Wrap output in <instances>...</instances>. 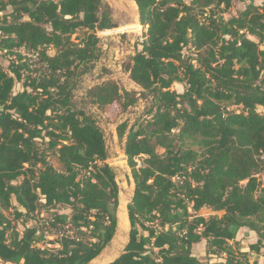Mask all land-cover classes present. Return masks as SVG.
Here are the masks:
<instances>
[{
	"label": "trees",
	"instance_id": "16d2710c",
	"mask_svg": "<svg viewBox=\"0 0 264 264\" xmlns=\"http://www.w3.org/2000/svg\"><path fill=\"white\" fill-rule=\"evenodd\" d=\"M133 1L144 39L124 71L145 100L141 116L119 123L138 98L114 81L85 94L117 123L135 185L129 243L109 264H219L211 260L222 254L224 264H258L230 243L238 248L248 229L250 252L264 249V5L225 19L232 0ZM108 10L101 0H0V55L15 56L0 64V256L16 264H87L114 235L118 187L105 141L71 99ZM21 46L40 49L35 66L14 52ZM41 208L69 209L47 219L69 234L46 241ZM202 208L223 214L206 219ZM10 209L34 227L20 231ZM201 243L204 254L193 253Z\"/></svg>",
	"mask_w": 264,
	"mask_h": 264
},
{
	"label": "rangeland",
	"instance_id": "374dc122",
	"mask_svg": "<svg viewBox=\"0 0 264 264\" xmlns=\"http://www.w3.org/2000/svg\"><path fill=\"white\" fill-rule=\"evenodd\" d=\"M128 1L129 0H103V3H105V5L109 7V10L107 12L108 18L110 19L109 24H117L118 26L122 27H118L111 31L105 32V34L112 35H110L107 41H104L105 48L100 47V51L98 53V60L92 64L93 67L79 79L76 88L72 93L71 99L72 105L77 109L86 111L88 107L96 108L95 106L89 104L85 99L86 91L95 85L101 84L102 82L114 81L118 83L121 89L136 92L138 102L135 106L129 108L127 112L119 118V123L127 120L129 124H132L135 119L141 116L145 107V100L139 97V90H137L138 88L136 87V85L130 80L129 74L124 71V66L126 65V63H128L129 58L134 54V52L141 48L140 34H143L145 30L140 27L141 25L138 27L133 23L132 11H130L128 8ZM250 1H253V3L257 6L264 5V0H232L230 9L227 11L226 14L223 15L224 18L228 19L231 16H235L237 12L239 10L244 9V7ZM97 35L100 39H102L98 31ZM82 37V31L77 32V34L74 35V38H77L78 40H80ZM250 38L252 40H255V38L253 37ZM78 40H76L75 43H79ZM188 52L189 50H185L184 54L187 55ZM7 58L10 61H13L15 59V56H9ZM7 58L0 55V64H2L3 66L8 65ZM19 85V83L15 85L13 90L14 92H16L18 89H21ZM172 89L176 90L177 92L182 91L181 86L177 85H173ZM92 115L95 119L96 124L102 129L104 135L108 137L109 131L114 130V127L106 125L102 117L100 118L94 113ZM119 152H122V143L120 142ZM118 159L119 161L116 163L122 166L124 163V159L122 157H119ZM51 163L54 167H57L55 161L52 160ZM117 175L120 180V186L122 187L123 197L129 203L133 194V186L131 184V181L129 180V176H131V173L130 169L127 167V164L123 169L117 168ZM257 177L263 184L264 174H259ZM122 178H124L123 181ZM124 183L126 184L125 187ZM40 210V213L36 216V219H40L39 224H41V220L45 221V219H49L50 217H52L53 215L51 214L53 212H57L59 214L64 215H69L70 213V210L66 208H58L56 210L41 208ZM13 211L14 209H10L5 212L6 216L10 220H13L14 218ZM222 214L223 212H213L207 208H202L196 213L197 216H201L206 219L211 216L220 217ZM12 222L16 225V227H18L20 231H23V229L25 228L34 227L33 221H28L24 226L22 225V220H18L17 222L13 220ZM124 237L125 234L121 232L120 238L124 239ZM237 240L239 241L238 248L233 247V244L230 243L234 254L237 255L239 251L246 252L248 253L247 259L249 263L257 262L258 264H264V249H262L259 254L252 253L249 250V246L251 244H254L257 240V236L254 232H251L248 229H240L238 232ZM118 243L119 245L116 248L117 250H113L112 246L109 248L106 247L100 254V256H98L96 261H103L104 263H108L111 260L115 259L117 257V251L122 245V240L118 241ZM204 250V243L192 247L193 253L198 255H203ZM225 260L226 255L222 254L221 256H213L211 262L224 264Z\"/></svg>",
	"mask_w": 264,
	"mask_h": 264
},
{
	"label": "water",
	"instance_id": "95a60500",
	"mask_svg": "<svg viewBox=\"0 0 264 264\" xmlns=\"http://www.w3.org/2000/svg\"><path fill=\"white\" fill-rule=\"evenodd\" d=\"M101 1L103 3V0H101ZM128 8L130 11H132L133 23L137 26H140L139 14H138L136 5H135L133 0L128 1ZM95 23H96V25H99L100 13H99L98 17L96 18ZM118 27H122V26H118L117 24H107L103 27H97V31L99 32V35L101 36L102 39H100L98 45L96 46L95 56H94L93 61L91 62L90 65H92L94 62H96L98 60V53L100 51V47L105 48V42L104 41H107V39L110 37V35H112V34H105V32L111 31V30L116 29ZM137 90L140 91L139 88ZM84 112L89 117L90 120L94 119L93 115H92L94 113L95 115H98L100 118L102 117V119L104 120V123L106 125H109L106 122L104 116L100 113V111L97 108L88 107L87 110ZM96 126L100 129L102 136H103V139L105 141V148H106L107 160H108L107 164L110 166L111 170L114 173L115 182H116L117 187H118V205H117L116 214H115L116 227H115L114 235H113L110 243L107 245V247L109 248L112 246L113 250H117L116 248L119 245L118 241L122 240V245L120 246V249L117 251V257H119L121 254L124 253V250H125L127 244L129 243L130 230H131V224H130L129 213H128V204L130 202L128 203L125 200V198L123 197L122 187L120 186V180H119V177L117 175V168L123 169L127 164V163L125 164V162H126V155H125V150H124L125 140L122 142V152H119V141H118L116 133H115L117 123L110 125V126L114 127V130L109 131L108 137H106L104 135L102 129L97 124H96ZM119 157H122L124 159V163L122 166H120L116 163V161L118 160ZM123 179L124 178H122V181H123ZM129 180L131 181V184L133 186V192H134L135 185H134V180L132 178V175L129 176ZM125 185L126 184L124 183V187H125ZM132 196H133V194H132ZM121 232H123L125 234L124 239L120 238ZM97 258H95L94 260L90 261L87 264H109L110 262H112L114 260L113 259L108 263H104L103 261H96ZM0 264H16V263L0 256Z\"/></svg>",
	"mask_w": 264,
	"mask_h": 264
},
{
	"label": "built area",
	"instance_id": "2783aa9c",
	"mask_svg": "<svg viewBox=\"0 0 264 264\" xmlns=\"http://www.w3.org/2000/svg\"><path fill=\"white\" fill-rule=\"evenodd\" d=\"M143 34H140V43L143 41ZM14 52L20 55L23 59L28 60V62L35 66L38 61L40 55V49H28L25 46H21L18 49L14 50ZM55 50L52 47H48L46 49V54L53 55ZM43 202V200H41ZM41 227L43 228V233L46 241H54L58 238L64 236V234H69V232H64V229H55L50 226L49 221L45 219V221L41 220ZM52 245V246H51ZM58 248V244H48L47 247ZM48 247V248H49Z\"/></svg>",
	"mask_w": 264,
	"mask_h": 264
},
{
	"label": "crops",
	"instance_id": "0c3cea01",
	"mask_svg": "<svg viewBox=\"0 0 264 264\" xmlns=\"http://www.w3.org/2000/svg\"><path fill=\"white\" fill-rule=\"evenodd\" d=\"M140 27H141V26H140ZM141 28H142V27H141ZM142 29H143V28H142ZM19 86H20V85H19ZM177 86H178V85H177ZM20 88H21V86H20ZM20 90H21V89H18L17 91H20ZM17 91H16V92H17ZM14 93H15V92H14Z\"/></svg>",
	"mask_w": 264,
	"mask_h": 264
},
{
	"label": "bare ground",
	"instance_id": "6f19581e",
	"mask_svg": "<svg viewBox=\"0 0 264 264\" xmlns=\"http://www.w3.org/2000/svg\"><path fill=\"white\" fill-rule=\"evenodd\" d=\"M118 161H119V159L116 162H118Z\"/></svg>",
	"mask_w": 264,
	"mask_h": 264
}]
</instances>
